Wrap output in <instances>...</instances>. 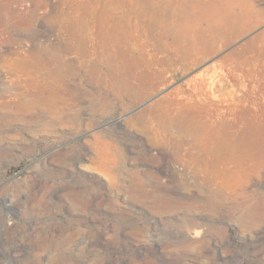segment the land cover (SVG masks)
Returning a JSON list of instances; mask_svg holds the SVG:
<instances>
[{"label": "rangeland", "instance_id": "1", "mask_svg": "<svg viewBox=\"0 0 264 264\" xmlns=\"http://www.w3.org/2000/svg\"><path fill=\"white\" fill-rule=\"evenodd\" d=\"M0 264H264V0H0Z\"/></svg>", "mask_w": 264, "mask_h": 264}, {"label": "bare ground", "instance_id": "2", "mask_svg": "<svg viewBox=\"0 0 264 264\" xmlns=\"http://www.w3.org/2000/svg\"><path fill=\"white\" fill-rule=\"evenodd\" d=\"M177 90L178 87L174 88L173 92H176ZM212 90L213 89L206 85L205 87L194 86L191 92L167 96L162 106V110L166 111L168 114L181 113L182 115L189 117L192 114L193 116L199 115L202 120L200 119L201 121L197 122L200 123L202 126L201 128L205 130V132H208V138L203 140L201 143V145H204L203 152L205 159L203 158V160L205 163H207L206 161H209L219 166L227 163V154L225 151L226 145L224 144L223 139L228 137L229 134L232 135V133L240 131V129H242V124H237V118L233 116L232 118L228 117L230 113L233 114L234 111H237V106L232 109L229 107L230 109L226 110L224 107H212L205 104L206 101L203 100L213 97L211 95L213 92ZM227 111L230 113L228 112L229 114H226ZM249 114L252 116L251 114H253V111ZM215 132L221 133L222 138L216 139V135L214 134ZM211 139H216L217 141ZM159 153H161V151H159ZM164 184H167L168 186L169 183Z\"/></svg>", "mask_w": 264, "mask_h": 264}]
</instances>
